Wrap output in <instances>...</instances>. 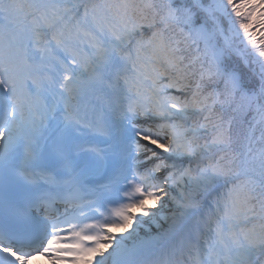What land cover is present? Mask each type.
Here are the masks:
<instances>
[{
  "label": "snow or ice",
  "instance_id": "snow-or-ice-1",
  "mask_svg": "<svg viewBox=\"0 0 264 264\" xmlns=\"http://www.w3.org/2000/svg\"><path fill=\"white\" fill-rule=\"evenodd\" d=\"M38 257L264 264V0H0V264Z\"/></svg>",
  "mask_w": 264,
  "mask_h": 264
},
{
  "label": "rangeland",
  "instance_id": "rangeland-1",
  "mask_svg": "<svg viewBox=\"0 0 264 264\" xmlns=\"http://www.w3.org/2000/svg\"><path fill=\"white\" fill-rule=\"evenodd\" d=\"M114 231H117V232H118V231H120V230H118V229H114Z\"/></svg>",
  "mask_w": 264,
  "mask_h": 264
},
{
  "label": "bare ground",
  "instance_id": "bare-ground-1",
  "mask_svg": "<svg viewBox=\"0 0 264 264\" xmlns=\"http://www.w3.org/2000/svg\"><path fill=\"white\" fill-rule=\"evenodd\" d=\"M47 260V259H46ZM48 262V261H47ZM48 264H49V262H48Z\"/></svg>",
  "mask_w": 264,
  "mask_h": 264
}]
</instances>
